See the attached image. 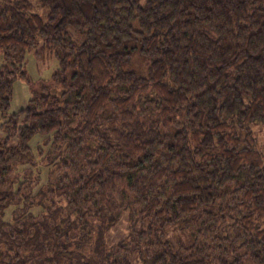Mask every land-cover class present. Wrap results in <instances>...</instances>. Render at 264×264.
<instances>
[{
  "label": "trees",
  "instance_id": "1",
  "mask_svg": "<svg viewBox=\"0 0 264 264\" xmlns=\"http://www.w3.org/2000/svg\"><path fill=\"white\" fill-rule=\"evenodd\" d=\"M0 127V264H264V0H0Z\"/></svg>",
  "mask_w": 264,
  "mask_h": 264
},
{
  "label": "rangeland",
  "instance_id": "2",
  "mask_svg": "<svg viewBox=\"0 0 264 264\" xmlns=\"http://www.w3.org/2000/svg\"><path fill=\"white\" fill-rule=\"evenodd\" d=\"M34 5L41 14H45L46 11L43 6L37 2H35ZM26 67L28 78H20L13 83L12 97L8 109L9 113L19 112L26 107L29 99L33 96V88L41 80H49L54 71L59 68V62L54 57L44 62L43 60L36 58L35 55L28 54L26 57ZM18 120L20 124H23V112H19ZM1 134H5V132H3L0 127V135ZM127 221L128 214L126 213V215H124L115 226L108 230L106 237L110 243H117L125 237L127 232Z\"/></svg>",
  "mask_w": 264,
  "mask_h": 264
}]
</instances>
